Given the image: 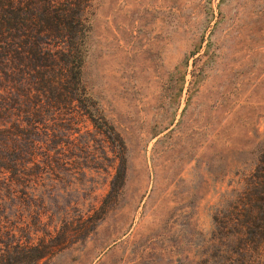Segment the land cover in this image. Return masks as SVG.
Instances as JSON below:
<instances>
[{"label": "rangeland", "instance_id": "obj_1", "mask_svg": "<svg viewBox=\"0 0 264 264\" xmlns=\"http://www.w3.org/2000/svg\"><path fill=\"white\" fill-rule=\"evenodd\" d=\"M77 2L85 93L68 77L42 113L34 96L13 118L0 110V256L228 262L233 205L264 144V0ZM37 62L17 61V97L38 85Z\"/></svg>", "mask_w": 264, "mask_h": 264}, {"label": "trees", "instance_id": "obj_2", "mask_svg": "<svg viewBox=\"0 0 264 264\" xmlns=\"http://www.w3.org/2000/svg\"><path fill=\"white\" fill-rule=\"evenodd\" d=\"M26 1L0 0V110H4L5 116L10 118L15 117L14 103L21 97L38 98L40 103L36 110L42 113L39 107L44 99L52 92L59 94L61 87H68V77L75 89L85 93L81 80L83 19L82 14L71 7L78 3L77 0H43L41 6L44 7L38 10L22 8ZM34 59L38 61L33 67L38 85L32 87L29 84L17 97L15 88L19 76L21 82L28 84L26 70L21 68L18 71L20 66L17 61L25 65L26 61ZM53 65L62 68L59 74H51ZM70 92L66 90V93ZM90 118L93 121L92 115ZM255 158L254 168L238 189V200L233 205L236 215L232 218L233 231L225 237L228 262L223 264H246L245 254L253 251L264 253V144ZM9 258L0 256V262ZM6 264L15 262L11 263L9 259Z\"/></svg>", "mask_w": 264, "mask_h": 264}]
</instances>
